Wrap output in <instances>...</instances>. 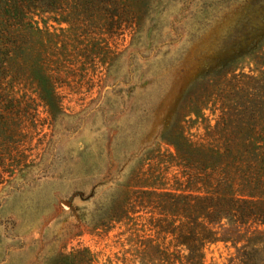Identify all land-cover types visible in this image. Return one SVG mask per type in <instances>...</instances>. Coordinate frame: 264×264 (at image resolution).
Instances as JSON below:
<instances>
[{
	"label": "rangeland",
	"instance_id": "rangeland-1",
	"mask_svg": "<svg viewBox=\"0 0 264 264\" xmlns=\"http://www.w3.org/2000/svg\"><path fill=\"white\" fill-rule=\"evenodd\" d=\"M189 1L0 0V264H184L183 212L153 191L222 175L187 181L181 137L231 151L264 132L255 6L234 32L238 12L207 23L216 0ZM233 231L201 264L263 250L264 232Z\"/></svg>",
	"mask_w": 264,
	"mask_h": 264
},
{
	"label": "trees",
	"instance_id": "trees-1",
	"mask_svg": "<svg viewBox=\"0 0 264 264\" xmlns=\"http://www.w3.org/2000/svg\"><path fill=\"white\" fill-rule=\"evenodd\" d=\"M218 1L220 0L207 1L205 2L207 4L202 6L201 11L206 14L211 12L214 17L213 20L207 23L221 20L225 15L229 16L234 12H238L240 20L238 24L234 25L233 29L236 32V27L240 28L245 21H248L250 16L248 6L253 5L255 6L256 11L253 10V12L257 15V21L264 23V0H258L257 3L254 0H230L229 4L221 8H219ZM184 7H181V9H187ZM186 11L189 14L193 12L192 9ZM261 18L262 20H260ZM207 23L202 26L205 27ZM261 28L257 29L264 31V27ZM18 41L20 40L13 38L8 43L16 47ZM184 136L181 139L185 151H181L180 154H183L185 160L184 167L186 168L187 181L192 178L200 179L201 177L207 179L212 172L206 174V171H202V169H209L213 172L219 171L222 177L212 181L215 187L214 191H206L204 194L201 191L197 194L192 192L177 193L171 190H154L153 192H155V196L161 198V201L164 200L170 206L181 209L183 212L182 217L177 218L180 222L181 234L187 238L183 242L187 250L183 263L201 264L202 256L199 247L204 246L205 241L227 240L238 233L233 231V227H248L253 228L256 232H264V132L260 131L248 135L245 138V144L234 150L231 148V151L228 148L229 146L221 150L212 146L207 149L204 147L198 149V146L193 145ZM198 154H200V157ZM230 156L231 184L228 187L231 188V192H227L222 189V183L227 181L228 175L226 174L230 172L225 167L229 164L227 163V157ZM221 157L225 159L224 163H222ZM249 183L259 190L258 193L249 191ZM239 189L241 191H238ZM225 236L227 239L224 238ZM258 240L261 241V239ZM255 241L256 238L245 242V244H255ZM261 248L263 250L258 251L259 247H251L248 253L240 250L238 259H241L242 264H250L253 259L264 260V246ZM245 254H248V257Z\"/></svg>",
	"mask_w": 264,
	"mask_h": 264
}]
</instances>
